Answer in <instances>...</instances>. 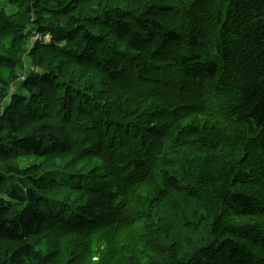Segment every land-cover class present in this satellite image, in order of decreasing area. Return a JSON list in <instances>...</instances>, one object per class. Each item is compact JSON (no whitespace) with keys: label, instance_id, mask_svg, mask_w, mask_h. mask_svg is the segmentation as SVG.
I'll return each mask as SVG.
<instances>
[{"label":"trees","instance_id":"obj_1","mask_svg":"<svg viewBox=\"0 0 264 264\" xmlns=\"http://www.w3.org/2000/svg\"><path fill=\"white\" fill-rule=\"evenodd\" d=\"M0 264H264V0H0Z\"/></svg>","mask_w":264,"mask_h":264},{"label":"rangeland","instance_id":"obj_2","mask_svg":"<svg viewBox=\"0 0 264 264\" xmlns=\"http://www.w3.org/2000/svg\"><path fill=\"white\" fill-rule=\"evenodd\" d=\"M38 36H39V34H34L33 36L29 37V39L27 41V45H26L29 49L32 47L34 42L38 41ZM36 70H38V68H36Z\"/></svg>","mask_w":264,"mask_h":264}]
</instances>
